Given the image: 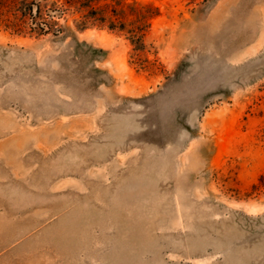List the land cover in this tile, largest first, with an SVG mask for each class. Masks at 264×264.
Here are the masks:
<instances>
[{
    "label": "rangeland",
    "instance_id": "1",
    "mask_svg": "<svg viewBox=\"0 0 264 264\" xmlns=\"http://www.w3.org/2000/svg\"><path fill=\"white\" fill-rule=\"evenodd\" d=\"M140 1L158 67L0 26V264H264V0Z\"/></svg>",
    "mask_w": 264,
    "mask_h": 264
},
{
    "label": "trees",
    "instance_id": "2",
    "mask_svg": "<svg viewBox=\"0 0 264 264\" xmlns=\"http://www.w3.org/2000/svg\"><path fill=\"white\" fill-rule=\"evenodd\" d=\"M159 6L140 0H0V26L12 35L39 39L58 37L88 28L123 33L134 45L136 63L158 67L144 55L146 36ZM61 20L64 22L61 23ZM72 20L75 31L69 26ZM97 52V49L90 48ZM100 51V50H99ZM96 56H92L95 59ZM264 182V175L260 178Z\"/></svg>",
    "mask_w": 264,
    "mask_h": 264
}]
</instances>
